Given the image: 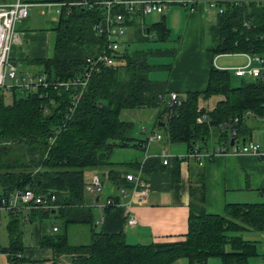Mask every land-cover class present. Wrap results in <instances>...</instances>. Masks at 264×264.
I'll list each match as a JSON object with an SVG mask.
<instances>
[{
    "label": "trees",
    "instance_id": "1",
    "mask_svg": "<svg viewBox=\"0 0 264 264\" xmlns=\"http://www.w3.org/2000/svg\"><path fill=\"white\" fill-rule=\"evenodd\" d=\"M23 1L65 2L58 14V24L52 30V52L34 60L36 68L30 73L45 75L49 84H39L36 89L0 86V198H7L17 188H31L49 205L44 209L32 208L31 213L60 219L57 230L41 235L42 246H49L53 255L45 264H172L180 258L187 259L188 264H208L213 256L221 264H255L251 258L257 255L264 261V252L257 248L256 239L234 233L243 229L264 231V202L228 201L223 214L210 213L203 205L201 191H192L188 230L183 239L133 243L126 240L124 231L110 233L94 229L93 208L85 198L86 177H91L93 172L100 177L107 175L108 180L120 184L123 173L113 165V148L147 149V137L143 140L134 137L133 122L122 117L125 108L154 107L157 119L153 126L162 129L171 143L185 141L190 153L198 143H206L199 146L204 148L211 134H215L219 145L230 143L227 130L221 128L223 121L232 123L237 141L242 137V119L247 111L264 116V80L241 79L240 84H233L229 69L212 65L204 90L186 91L179 98L180 104L171 105L166 79L151 76L153 70H171V63H154L151 59L164 55L175 58L177 48L168 45L132 48V42L136 41L169 42L171 30L164 14L149 23L145 16L140 20L135 15L128 20L133 31L116 51L114 64L95 71L76 108L70 111L75 90L54 82L80 76L87 57L104 48L105 37L93 27L102 17V8L97 3L69 4L75 0ZM193 1L194 7L198 0ZM213 1L221 10L210 27L215 44L208 47L209 51L213 55L264 54V0ZM170 4L190 10L182 0ZM211 98L216 99L213 108L200 105ZM167 111L172 114L168 116ZM203 113L209 117L198 123L196 118ZM159 164L162 165L161 159L154 156L132 166L148 173ZM127 173L123 178L126 179ZM114 198L119 202V198ZM114 205L103 206L105 216ZM16 212L18 209L8 210L13 219L8 227L10 244L2 250L9 254L11 264H23L25 259L16 255L23 248ZM74 223L92 227L87 242L69 240V227Z\"/></svg>",
    "mask_w": 264,
    "mask_h": 264
},
{
    "label": "crops",
    "instance_id": "2",
    "mask_svg": "<svg viewBox=\"0 0 264 264\" xmlns=\"http://www.w3.org/2000/svg\"><path fill=\"white\" fill-rule=\"evenodd\" d=\"M15 0H0V3L14 2ZM45 3H32L28 17L15 26L19 34V40L11 45L10 59L19 66L21 74L32 73L35 70L34 60L39 57H46L49 53L50 39H52L53 28L58 24L59 17L56 13L57 5ZM219 4L209 0H198L196 5L186 10L183 6L169 7L162 13L165 15L166 24L171 30L169 35V46L174 33V22L179 18H184L179 26L180 32L179 48L176 49V56L171 63V70L167 71L166 83L169 92H176L184 96L186 91H202L207 87V79L210 74V67L229 69L226 66H243L248 60L245 52L220 53L228 56H236L227 61L217 55H213L208 47L210 46L208 34L211 25L218 19ZM42 15V17L40 16ZM45 16V17H43ZM29 19V21L27 19ZM174 33V35H173ZM239 55L240 58L237 56ZM246 57L242 61V57ZM235 62V63H234ZM222 65V66H221ZM235 76H238L235 72ZM239 77V76H238ZM245 77V76H244ZM252 79V77L246 76ZM164 79V78H162ZM216 99L203 100L200 105L213 108ZM223 130V126H221ZM153 130L160 132L162 140H153L145 151V156L135 157L128 154L120 160L112 159L113 165H119L123 176H120V184L111 182L103 175L100 177L102 188L99 193L93 195L87 188L86 200L92 210L101 211L100 218L94 219L92 225L94 229L105 232L124 231L128 242H168L171 240L183 239L188 230V216H190L189 204L191 202V192L200 190L204 196L203 205L210 213L223 214L226 202H264V116H255L254 113L242 119L241 135L237 140L238 145L253 141L260 153L255 151L246 153H214L212 150L219 146L215 142L202 148L205 156L198 158L188 156L187 144L185 141L171 143L163 130L156 126L150 129L143 127L140 138L145 139ZM138 137V138H139ZM216 141L215 134L210 135ZM199 146L201 143H198ZM182 145L185 146L181 147ZM130 147V146H129ZM138 147V146H136ZM166 147L170 158L167 164L160 149ZM141 148V146H140ZM175 148V152L172 151ZM157 156L161 159L159 167L150 172L144 173L142 168H134L132 163L142 162L147 158ZM140 185L136 182L125 179L127 172L138 174ZM97 173H92V175ZM102 175V174H101ZM90 180V179H89ZM146 188L147 193L142 202L138 193L142 188ZM138 189L136 199L132 201L131 193ZM126 190L123 195L120 190ZM119 198V204H115L110 212L105 216L103 204L107 198ZM130 202V203H129ZM32 207H23L18 214L17 228L21 232V242L23 248L18 250L16 255H21L25 262L23 264H45L52 258V251L49 246H42L41 235L45 232L51 233L54 226L59 224L51 223L43 225L44 220L39 214H32ZM132 214L136 217L135 225L126 224L128 216ZM12 216L8 210H0V229H5L6 234L0 233V264H11L9 254L2 250V247L9 246L10 231L8 227L12 221ZM81 229L87 231L86 236L90 237L92 227L89 224H80ZM2 227V228H1ZM70 229V228H69ZM264 233V231H262ZM4 233V232H3ZM70 234V230H69ZM68 234V238H69ZM6 237H5V236ZM89 239V238H88ZM87 242V241H86ZM188 264V261H187Z\"/></svg>",
    "mask_w": 264,
    "mask_h": 264
},
{
    "label": "built area",
    "instance_id": "3",
    "mask_svg": "<svg viewBox=\"0 0 264 264\" xmlns=\"http://www.w3.org/2000/svg\"><path fill=\"white\" fill-rule=\"evenodd\" d=\"M173 0H93L92 2L88 0H75L69 2L70 5H89L92 6L94 3L100 5L101 10V19L94 23V30L100 35L105 37V46L104 48L94 54L93 56L87 57V62L85 69H83L80 76H77L73 79H67V81H55L58 86L63 87H72L75 90V94H73L72 101L73 104L70 106L69 110L73 111L76 108L78 103V99L84 91V88L91 79V77L95 74V71L101 70V68L109 66L110 64H114L116 61V51L120 50L122 45L124 44V36L128 34V20H132L133 17L139 16L140 20L143 19V16L148 15L150 12L162 14L165 11V8L172 3ZM184 5H186L189 9L193 8V0H182ZM214 4L215 1H211ZM54 3V2H53ZM47 4H52L47 3ZM57 5L56 13L59 14L62 6L65 2L54 3ZM32 4L27 3L26 1L16 0L15 2L8 3H0V86L1 87H9L12 85L21 87V88H30L36 89L39 84H43L46 86L49 84L47 82V78L43 74L35 75L26 73L25 75L18 73L19 66L15 61L10 59V51L11 45L13 42L19 40V34L15 30V26L17 23L23 21L25 17H28ZM123 7V11L120 8ZM221 10V7H219ZM129 16V17H128ZM247 61L245 67L235 68L236 74L240 77L250 76L253 79H261L264 80V54H252L250 52L246 53ZM169 97H171V105L180 104V99L176 92H170ZM251 111H247L246 115H250ZM172 112L167 111V115H171ZM209 115L207 113L201 114L196 118L198 123L204 122L208 119ZM238 117L233 118V121H237ZM223 126V130H227V134L230 140V143L225 141L223 144H220L213 151L214 153H224L228 152H251L255 151L260 153L258 150V146L253 142H248L245 144L238 145L236 138L234 137L235 131L232 130V123L225 120L221 124ZM147 148L153 140H162V135L160 132H153L148 134L147 138ZM238 140V139H237ZM160 153L162 154L164 160L163 164H167L170 158V153L167 152L166 147H162L160 149ZM188 156L198 158L201 160L202 156H205V152L202 149H199V146L196 145ZM142 175V170L138 172V174L128 172L126 175V179L130 181L136 182V186H139L140 176ZM90 180L86 182L87 187L93 195L99 193L102 188V183L100 180V175L94 174L89 178ZM138 189L132 191V201L136 199V191ZM126 190L121 189L120 194L123 195ZM147 193L146 188H142L138 193V197L140 202H142L143 197ZM144 195V196H143ZM130 203V202H129ZM119 204L117 200L114 198H107L104 202L103 206ZM23 207H32L33 209H44L48 208L49 205L46 199L39 194H36L35 191L31 188L26 189H15V191L8 195L7 198H0V210L5 208L6 210L12 209H21ZM136 217L130 214L126 220V224L135 225ZM58 228L54 226V230Z\"/></svg>",
    "mask_w": 264,
    "mask_h": 264
},
{
    "label": "rangeland",
    "instance_id": "4",
    "mask_svg": "<svg viewBox=\"0 0 264 264\" xmlns=\"http://www.w3.org/2000/svg\"><path fill=\"white\" fill-rule=\"evenodd\" d=\"M16 1V0H15ZM14 1V2H15ZM13 3V2H12ZM177 5H179L180 7H182L180 4H169L166 8H171V7H176ZM165 8V10H166ZM32 12V10H31ZM31 12H30V16H31ZM40 16L42 17V15L40 14ZM45 17V16H43ZM162 17V14H159V13H152L150 12L148 15L145 16V19H146V23H149L151 21H157L159 20L160 18ZM27 19V18H26ZM29 21V19H27ZM184 21V18L183 16L182 17H179L174 23V33H173V37L170 41V45L169 46H173V47H176V48H179V34L180 32H178V29H179V26L182 25V22ZM128 34L127 36H129V34L133 31L132 28H130V26H128ZM52 39H50V48H49V53L52 52V42H53V39H54V32L52 33ZM127 36H124V38H127ZM208 40H209V44L210 46L211 45H214L215 42L212 40V37L210 35V32L208 34ZM164 45H167V42H153L150 41V42H139V41H136V42H132V48L133 49H136V48H149L150 46H154V47H157V46H164ZM48 53V54H49ZM221 57L220 61L218 63H221V61L224 60L227 61L231 58H234L236 57L235 55L233 56H228V55H224V54H220L217 56V59L218 57ZM238 58L239 55L237 56ZM242 61H244V59H246V57H242ZM152 61H154V63H164V62H168V63H173V57H170L169 55H164L162 57H154L151 59ZM235 63V62H234ZM246 64V62H245ZM222 66V65H221ZM227 68H230V71L232 73V83L233 84H240L241 82V79H248L245 77H238V76H235V68H237V66L235 67H230V66H226ZM241 67V66H240ZM242 67H245V65H243ZM151 76L155 79H162L165 77H167V69L165 70H153L151 71ZM7 102L10 101V96L8 95L5 99ZM122 117L125 119H128L130 121L133 122L134 124V137H141L142 133H143V127H146L148 129H150L151 127H153V122L155 119H157V112H156V109L154 107L152 108H138V109H128V108H125L123 111H122ZM144 134V133H143ZM214 135V134H212ZM213 142L216 143V145L219 144L218 140L216 139V141H214L212 138H210V135H209V140L207 142V145L209 146V144H212ZM203 144V143H201ZM206 144V143H205ZM203 144V145H205ZM181 147H184V145H182ZM175 148H172V151H174ZM167 152H168V149H167ZM128 154L132 155L133 158L135 157H140V156H145V151L143 148H140V147H136V146H126V147H117V148H113L112 150V156H111V160L112 159H115L116 161L117 160H120L121 157H127L129 156ZM119 166V165H117ZM92 177V176H91ZM89 178L90 176L86 177V181H89ZM94 212V216H95V219L97 218H100V216L102 215V212L100 211H95L93 210ZM60 219H56V218H48V217H45L44 220L41 222L43 225L45 224H50L51 221H54L56 224L60 223L59 221ZM2 228V227H1ZM70 229V234H69V240H71L72 242H77V243H81V242H86L87 239L89 238L88 235L86 236V232L84 229H81L83 227H81L80 224H76L74 223L73 225H71L69 227ZM4 232V233H3ZM0 233L2 234H6L5 232V229H0ZM235 234H243L244 238L246 239H251V240H257L256 241V244H257V248L259 249V251L262 253L264 252V233L261 232V231H257V230H241L240 232H234ZM7 235V234H6ZM5 236V235H4ZM6 237V236H5ZM251 262L253 263H263V259H260L257 256H255V258H251ZM208 264H221L219 259L215 256H213V258H210L208 259L207 261ZM172 264H187V259L185 258H180L176 261H173Z\"/></svg>",
    "mask_w": 264,
    "mask_h": 264
}]
</instances>
